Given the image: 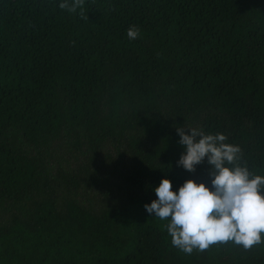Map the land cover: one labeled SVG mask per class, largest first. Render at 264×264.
I'll list each match as a JSON object with an SVG mask.
<instances>
[{"label": "trees", "instance_id": "obj_1", "mask_svg": "<svg viewBox=\"0 0 264 264\" xmlns=\"http://www.w3.org/2000/svg\"><path fill=\"white\" fill-rule=\"evenodd\" d=\"M184 126L264 175V0H0V264H264L146 213L162 176L209 180L176 165Z\"/></svg>", "mask_w": 264, "mask_h": 264}, {"label": "clouds", "instance_id": "obj_2", "mask_svg": "<svg viewBox=\"0 0 264 264\" xmlns=\"http://www.w3.org/2000/svg\"><path fill=\"white\" fill-rule=\"evenodd\" d=\"M83 3L58 0V7L76 13ZM139 35L138 27L129 26L130 40ZM176 132L183 149L176 165L193 172L206 161L209 180L188 178L173 189L164 175L152 189L156 198L144 209L149 216L167 221L172 246L191 255L226 242L244 250L264 243V175L240 163V146L228 142L223 132L192 126L176 127Z\"/></svg>", "mask_w": 264, "mask_h": 264}]
</instances>
